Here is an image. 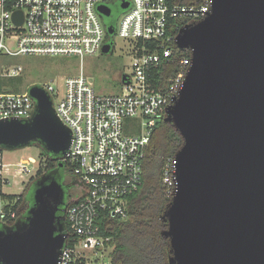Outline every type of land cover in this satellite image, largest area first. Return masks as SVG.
Segmentation results:
<instances>
[{
    "label": "water",
    "instance_id": "water-1",
    "mask_svg": "<svg viewBox=\"0 0 264 264\" xmlns=\"http://www.w3.org/2000/svg\"><path fill=\"white\" fill-rule=\"evenodd\" d=\"M97 11L106 18L110 8ZM14 20L22 23L20 13ZM106 32L112 36L113 27ZM175 44L191 51V66L163 120L182 139L176 190L163 216L169 264H264V0H212L206 17L180 28ZM28 94L33 116L0 121V147L37 144L64 158L70 130L42 87ZM64 200L60 180L42 174L24 220L0 231V261L58 264L67 237Z\"/></svg>",
    "mask_w": 264,
    "mask_h": 264
},
{
    "label": "built area",
    "instance_id": "built-area-1",
    "mask_svg": "<svg viewBox=\"0 0 264 264\" xmlns=\"http://www.w3.org/2000/svg\"><path fill=\"white\" fill-rule=\"evenodd\" d=\"M121 8L112 36L128 41L130 72L122 75L120 93H96L80 72L65 77L61 95L41 84L59 120L70 130L71 143L62 162L70 168L78 196L67 204L68 228L58 264H112V239L103 234L107 220L124 218L126 200L142 178L143 162L154 127L174 104L191 66V51L176 47L175 38L211 10L212 0L180 4L172 0H0V76L16 78L23 69L7 57L78 58L82 62L101 52L106 27L97 7L112 3ZM20 13L22 23L14 15ZM113 46V44H112ZM175 52L181 56L176 57ZM174 72L162 74L163 66ZM124 77V79H123ZM35 102L28 90L0 92V121L29 120ZM126 120H136L138 133L124 131ZM174 157L165 160L162 182L167 198L176 190ZM35 160L5 163L0 153V186L13 178L26 179ZM25 178V179H24ZM70 203V204H69ZM0 205V221L14 218Z\"/></svg>",
    "mask_w": 264,
    "mask_h": 264
},
{
    "label": "trees",
    "instance_id": "trees-1",
    "mask_svg": "<svg viewBox=\"0 0 264 264\" xmlns=\"http://www.w3.org/2000/svg\"><path fill=\"white\" fill-rule=\"evenodd\" d=\"M172 1H178L180 4H192L198 0ZM111 40L112 37L106 34V42ZM175 56L179 57L181 53L175 52ZM161 71L162 74L172 73L174 66H163ZM1 86L0 81V92H2ZM181 145L182 139L170 123L161 121L154 127L143 162L141 184L135 192L127 197L125 217L107 220L109 228H106L105 224L102 226L103 234L112 239L110 252L112 264H169L171 257L169 241L162 236V232L166 229L163 216L171 199L167 198L164 192L162 167L166 159L175 156ZM37 147L39 148L38 177L51 169L60 171L66 167L70 170L60 157L48 154L39 145ZM3 150L0 147V153ZM60 164L62 168H60ZM29 186L25 196H21L22 199L20 197L18 201L14 196L2 194L0 186V199L7 202L3 208L11 207L17 215L19 203H32L33 184ZM67 228L68 224L65 221V231Z\"/></svg>",
    "mask_w": 264,
    "mask_h": 264
},
{
    "label": "rangeland",
    "instance_id": "rangeland-1",
    "mask_svg": "<svg viewBox=\"0 0 264 264\" xmlns=\"http://www.w3.org/2000/svg\"><path fill=\"white\" fill-rule=\"evenodd\" d=\"M114 4H117V6L119 5L114 2L111 5L113 10L116 8ZM115 16L114 28H117L120 18L119 14ZM106 21L107 19L103 17L102 23L104 26L107 25ZM112 40L113 46L108 54L99 52L94 56L85 57L82 62L78 58L46 56L7 57L6 61L9 65H19L22 67L23 71L20 76L16 78H5L0 76L2 91L23 93L31 86H39L48 83L59 95H61L64 90V78L82 72L92 83L96 93L102 95L118 94L122 87V75L130 72L129 45L128 41L118 36H112ZM124 131L138 133L140 131V126L136 120H126L124 123ZM38 154L39 148L35 144L15 150L4 149L1 152L2 160L5 163L14 164L28 158L35 160V164L28 166L30 172L26 179L24 178L25 180L23 183L20 178H13L11 174L9 175L10 184L2 185V194L14 196L17 201L21 196H25L26 191L30 187L29 185L33 184L39 178L37 176V170L39 168ZM76 192L78 193V190H76ZM22 204H18V211ZM0 205H7V202L0 199Z\"/></svg>",
    "mask_w": 264,
    "mask_h": 264
},
{
    "label": "flooded vegetation",
    "instance_id": "flooded-vegetation-1",
    "mask_svg": "<svg viewBox=\"0 0 264 264\" xmlns=\"http://www.w3.org/2000/svg\"><path fill=\"white\" fill-rule=\"evenodd\" d=\"M111 5L109 6L110 13L106 17V19H107V21H106L107 25L106 26H108V25L112 26L113 29H114L113 23H114V20L116 18L115 15L120 13V7H118L119 5L117 6V4H114L116 6V8H115V10H113ZM110 37H112V36H110ZM60 168H62V167H60ZM44 174H50L53 177L58 178L60 180L61 185H62L63 190H64V195H65L64 205L62 207V209H63V213L62 214L65 215L68 202H70L75 196V185H74V177H73V175L71 174L70 170H68L66 167H64L60 171H58L57 169H53V170L51 169V170L45 172ZM34 183H33V185H34ZM30 206H31L30 202H28V203L24 202L22 204L21 208L19 209L17 215H14L13 221L12 220H10L8 222H1L0 221V231H4L5 228H7V227H13L15 225V223L24 220L26 212H27V210L29 209ZM0 264H3L2 261H0Z\"/></svg>",
    "mask_w": 264,
    "mask_h": 264
},
{
    "label": "crops",
    "instance_id": "crops-1",
    "mask_svg": "<svg viewBox=\"0 0 264 264\" xmlns=\"http://www.w3.org/2000/svg\"><path fill=\"white\" fill-rule=\"evenodd\" d=\"M76 190H78L77 187H75V196L74 197L78 196V193L76 192Z\"/></svg>",
    "mask_w": 264,
    "mask_h": 264
}]
</instances>
